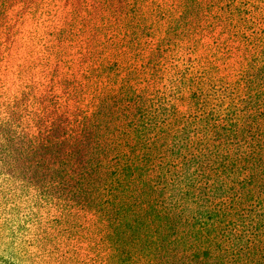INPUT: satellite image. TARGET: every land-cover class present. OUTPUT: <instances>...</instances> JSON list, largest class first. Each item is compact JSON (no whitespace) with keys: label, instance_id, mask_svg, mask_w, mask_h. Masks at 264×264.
Masks as SVG:
<instances>
[{"label":"trees","instance_id":"obj_1","mask_svg":"<svg viewBox=\"0 0 264 264\" xmlns=\"http://www.w3.org/2000/svg\"><path fill=\"white\" fill-rule=\"evenodd\" d=\"M61 1L43 87L3 102L34 180L127 257L264 264V0Z\"/></svg>","mask_w":264,"mask_h":264},{"label":"rangeland","instance_id":"obj_2","mask_svg":"<svg viewBox=\"0 0 264 264\" xmlns=\"http://www.w3.org/2000/svg\"><path fill=\"white\" fill-rule=\"evenodd\" d=\"M91 2L78 0L84 11ZM63 5L0 0V264H158L121 254L96 211L46 193L34 180L40 170L22 159L24 137L3 129V102L20 98L25 86L43 87L47 59L41 46L46 31L60 26Z\"/></svg>","mask_w":264,"mask_h":264}]
</instances>
